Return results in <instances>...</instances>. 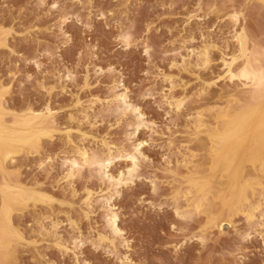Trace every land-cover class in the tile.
Returning <instances> with one entry per match:
<instances>
[{"label":"rangeland","instance_id":"obj_1","mask_svg":"<svg viewBox=\"0 0 264 264\" xmlns=\"http://www.w3.org/2000/svg\"><path fill=\"white\" fill-rule=\"evenodd\" d=\"M242 27L261 64L264 0H0V223L12 245L5 252L0 241V264H124V253L125 264H264V120L254 117L259 98L241 103L247 87L223 65L241 56L234 34ZM123 89L144 114L135 134L144 159L134 182L115 187L67 160L77 150L128 148L134 118L115 99ZM45 107L48 125L17 127ZM8 128L19 132L5 141ZM125 164L114 159L110 172ZM3 188L22 204L8 208V221ZM106 195L122 237L105 224Z\"/></svg>","mask_w":264,"mask_h":264},{"label":"bare ground","instance_id":"obj_2","mask_svg":"<svg viewBox=\"0 0 264 264\" xmlns=\"http://www.w3.org/2000/svg\"><path fill=\"white\" fill-rule=\"evenodd\" d=\"M211 4V3H210ZM236 16H237V13L235 14V15H233V17L235 18V20H233V21H235V23H236V21H238L237 20V18H238V16H237V18H236ZM5 33V32H4ZM234 38H235V40H236V42H237V46H238V51H240L241 52V56H238V58L239 57H243L242 59H244L242 62H241V60H240V62H238V63H235V64H237V65H235L234 64V62H235V60L237 59V56H235V55H232V56H230L228 59H224L223 58V65L225 66V71H226V73H227V75L230 77V79H232L233 77H235L238 81H240L239 83H241L242 85H246V90H247V92H246V90H242L243 91V93H244V91L246 92V93H244V94H246V96H244V94H241L240 93V91H239V94H241V95H239V96H242V97H244V99L242 98V97H239V98H242V101H240L241 103H246V102H251V100L252 99H254V98H259V101H258V103L256 104V106L254 107V117L256 118V119H262V120H264V66H262L261 64H263L264 62L262 61L261 62V64L259 63V61H257L259 58L258 57H255V55L253 54L254 52L253 51H251V50H248L247 51V48L248 47H246V45H247V41H246V39H247V37H246V32H245V29H244V27H242L240 30H238V31H236L235 32V34H234ZM126 39V38H125ZM191 40H193V39H191ZM249 41V40H248ZM208 45L209 44H206V45H204L200 50V56H201V61H202V64L204 65V66H206L207 65V63L209 62L208 60V56H209V50H208ZM226 45V44H225ZM210 46V45H209ZM259 49V48H258ZM146 51V50H145ZM247 51V52H246ZM252 52V53H250V52ZM191 52H192V50H191ZM196 52V51H195ZM199 53V52H198ZM192 54H193V52H192ZM190 55H191V53H190ZM188 56H189V53H188ZM187 56V57H188ZM198 59V58H197ZM261 60V59H260ZM257 63H259L260 65H257ZM201 65V64H200ZM237 66V67H234V66ZM68 74V73H67ZM65 76H67V75H65ZM69 76V75H68ZM73 76V75H72ZM71 77V76H70ZM228 77V78H229ZM64 78V77H63ZM66 78V77H65ZM229 79V80H230ZM59 81V80H58ZM118 83V82H117ZM116 83V84H117ZM119 84V83H118ZM240 84V85H241ZM119 88V87H118ZM115 89H117L116 88V86H115ZM110 90V89H109ZM113 90V89H112ZM114 91V90H113ZM236 91V90H235ZM238 91L237 92H235L236 94H238ZM241 91V92H242ZM116 94H117V96H115L116 98V101L118 102V104L117 105H119V109L120 108H122L124 111L125 110H129V112H131V116H133V118L134 119H132L133 121H134V125H130V126H133L134 127V129H132L131 130V132L130 133H132V134H130L131 136H132V139H131V142H130V144H129V146H128V148H126V149H124L125 151L123 152L122 151V154H115L114 153V155H112L111 153H106L105 155H103V154H100L99 152H96V151H92V152H89V151H87V149H84L82 152H80L79 150H77L76 152H77V155H75V156H73L72 158H68V160H67V163L69 164V166H68V164H67V166L68 167H70L71 168V171H80V170H82V169H84V168H86V167H88V169L89 168H91L92 170H94L96 173H98L100 176H102V178L104 179H106V181L108 180V182L109 181H111V183L112 184H114L115 185V187H119V186H122V185H128V184H131L132 182H134V179L137 177V170H138V167H139V161H140V159H144V153L142 152V146L144 145V143H145V141L144 140H139L138 139V137L135 135L136 133H137V131H138V129H140L141 127H142V125H144V122H145V120H144V114H143V112L140 110V106H137V105H134V103H130V99L128 98V96H127V90L126 89H123V90H121V91H118V92H116ZM234 94V93H233ZM0 98H1V95H0ZM129 99V100H128ZM179 102V101H178ZM1 104H3L2 102H1ZM179 104V103H178ZM177 104V105H178ZM238 104V103H237ZM249 104V103H248ZM116 104H115V106H117ZM234 105H236V104H234ZM114 107V106H113ZM118 107V106H117ZM116 107V109L117 110H119L118 108ZM115 108V107H114ZM210 108V107H209ZM212 108V107H211ZM121 109V110H122ZM220 109V108H219ZM218 109V110H219ZM231 109H233L234 110V108H231ZM107 110V109H106ZM116 110V111H117ZM122 110V111H123ZM207 110V109H206ZM110 111V110H109ZM113 111V110H112ZM115 111V112H116ZM29 112H32V113H36V114H30V113H27V115H26V117H24V118H21L20 119V122H18L17 124V127L18 128H22V126H27L28 128H30V129H32V128H34L35 130H37V129H39V128H41V127H44L45 125H48L49 124V121H48V116H50L51 115V109H49L48 107H45V109H41V110H39V111H33V110H29ZM111 112V111H110ZM121 112V111H120ZM53 113V112H52ZM220 113V112H219ZM3 114V110H2V107H1V105H0V115H2ZM116 114V113H115ZM53 115V114H52ZM71 115V114H70ZM226 115V114H225ZM229 115V114H228ZM3 116V115H2ZM87 116V115H86ZM14 117V116H13ZM229 117V116H228ZM231 117V116H230ZM43 118V119H42ZM51 118V117H50ZM39 119H42L39 123L38 122H36V120H39ZM50 120V119H49ZM69 120V119H68ZM216 120V119H215ZM214 120V121H215ZM53 121V120H52ZM5 122V121H4ZM203 122V121H202ZM206 122V121H205ZM252 122H253V119H252V117L251 118H249V119H247L246 120V123H248V125H251L252 124ZM51 123V122H50ZM53 123V122H52ZM131 123V122H130ZM131 123V124H132ZM208 123V122H207ZM202 124V123H201ZM213 124V123H212ZM221 124V123H220ZM196 125V124H195ZM194 125V126H195ZM225 125H227V123L225 124ZM133 127H131V128H133ZM147 127V126H146ZM200 127V126H199ZM51 128V127H50ZM207 128V127H206ZM212 128V127H211ZM12 130V128H8L6 131H7V135L4 137V139H5V141L6 140H12V135H14L16 132H19L17 129H14V131H11ZM217 130V129H216ZM221 129H219V131H220ZM195 131V130H194ZM206 131V130H205ZM245 131V130H244ZM36 132V131H35ZM196 132H198L197 130H196ZM214 132V131H213ZM218 132V131H217ZM3 133V132H2ZM127 133V132H126ZM23 135V134H22ZM128 136V135H127ZM204 136V135H203ZM205 137V136H204ZM207 137V136H206ZM131 138V137H130ZM209 138V137H208ZM213 139V138H212ZM257 140V139H256ZM255 140V141H256ZM34 141V140H33ZM214 141V140H213ZM216 141V140H215ZM11 142H13V141H11ZM31 142V141H30ZM198 142H199V140H198ZM35 143V142H34ZM40 143V142H39ZM208 143V142H207ZM211 143V142H210ZM213 143V142H212ZM212 143H211V145H212ZM254 143V142H253ZM215 144V143H214ZM219 144V143H218ZM252 144V143H251ZM33 146V145H32ZM210 146V145H209ZM29 147V146H28ZM81 147V146H80ZM38 148V147H37ZM83 148V147H82ZM217 148V147H216ZM219 148V147H218ZM250 148H251V146H250ZM23 149V148H22ZM81 149V148H80ZM209 149V148H208ZM90 150V149H89ZM108 150H110V148L108 149ZM214 150V149H213ZM215 150H218V149H215ZM2 151V150H1ZM34 151V150H33ZM248 151H249V149H248ZM106 152H108V151H106ZM113 152V151H112ZM195 152V151H194ZM210 152V151H209ZM213 152V151H212ZM2 153V152H1ZM15 153V152H14ZM75 153V152H74ZM10 156H11V154H10ZM209 156V155H208ZM124 158L126 161H127V164H125L126 166H124V169L123 170H120V171H118V172H116L115 174L114 173H111L110 172V169H109V167H110V165L112 164V162H113V160L114 159H116V158ZM203 157V156H202ZM210 157V156H209ZM262 157H264L263 155L261 156V159H263ZM9 159V158H8ZM49 159V158H48ZM202 159V158H201ZM257 159V158H256ZM4 160V159H3ZM203 160V159H202ZM62 161H64V160H62ZM185 161V160H184ZM263 161V160H262ZM261 162V161H260ZM44 163V162H43ZM188 163V162H187ZM187 163H185V164H187ZM209 163V162H208ZM262 163V162H261ZM190 164V163H189ZM188 164V165H189ZM197 164V163H196ZM201 165H203V163L201 164ZM199 166H200V164H199ZM199 166H197L198 168H199ZM204 166H206V164L204 165ZM62 167V166H61ZM186 167V166H185ZM193 167V166H192ZM195 167V166H194ZM254 167V166H253ZM70 168H69V172H70ZM188 168V167H187ZM260 168V167H259ZM189 169V168H188ZM200 169H201V167H200ZM244 169V168H243ZM208 170V169H207ZM6 171V170H5ZM67 171V172H68ZM86 171V170H85ZM206 171V170H205ZM261 171H263V170H261ZM191 172V171H190ZM199 172V171H198ZM71 173V172H70ZM196 173V172H195ZM195 173H193V174H195ZM200 173V172H199ZM204 173H206V172H204ZM203 173V174H204ZM191 174H192V172H191ZM219 174V173H218ZM220 174H222L221 172H220ZM261 174H263V173H261ZM71 175V174H70ZM73 175V174H72ZM223 175V174H222ZM249 175V174H248ZM66 176H68V175H66ZM74 176V175H73ZM91 177V176H90ZM214 177H215V175H214ZM218 177V176H217ZM216 177V178H217ZM240 177V176H239ZM245 177V176H244ZM246 177H247V175H246ZM252 177V176H251ZM194 178V177H193ZM196 178V177H195ZM211 178H213V177H211ZM68 179V178H67ZM185 179V178H184ZM214 179V178H213ZM220 179H221V177H220ZM219 179V180H220ZM245 179V178H244ZM243 179V180H244ZM248 179V178H247ZM249 179L251 180V178L249 177ZM248 179V180H249ZM254 178L252 177V180H253ZM208 180H209V178H208ZM210 180H212V179H210ZM223 180V179H222ZM231 180V179H230ZM238 180V179H237ZM246 180V179H245ZM260 180V179H259ZM183 181V180H182ZM190 181V180H189ZM201 181V180H200ZM217 181H218V179H217ZM232 181V180H231ZM255 181V180H254ZM15 182H17V181H15ZM15 182H14V184H15ZM230 182V181H229ZM4 183V182H3ZM188 183V182H187ZM211 183V182H210ZM257 183V182H256ZM226 184H228V183H226ZM250 184V183H249ZM260 184H262L261 182H260ZM192 185V184H191ZM204 185V184H203ZM216 185V184H215ZM222 185H223V181H222ZM221 185V186H222ZM241 185V184H240ZM263 185V184H262ZM193 186H195V185H193ZM208 186V185H207ZM213 186V183L211 184V187ZM217 186H218V184H217ZM229 186V185H228ZM249 186H251V185H249ZM253 186V185H252ZM181 187V186H180ZM182 187H184V186H182ZM186 187V186H185ZM196 187V186H195ZM209 187H210V185H209ZM224 187V186H223ZM222 187V188H223ZM244 187V186H243ZM263 187V186H262ZM112 188V187H111ZM187 188V187H186ZM216 188H218V187H216ZM250 188V187H249ZM195 189V188H194ZM193 189V190H194ZM209 190H210V188H208ZM226 189V188H225ZM247 189V188H246ZM255 189V188H254ZM253 189V190H254ZM2 190V189H1ZM7 189H4L3 188V194L1 195L2 196V198H1V200H2V204H3V213H4V216H6V219H7V221L8 220H10V214L8 215V208H10L11 206H13V207H17V208H19V207H22V204H20V203H18V199H20V198H18L17 197V192L15 193V192H9V191H6ZM202 190H204V189H202ZM207 190V189H206ZM216 190V189H215ZM222 190V189H221ZM224 190V189H223ZM248 190V189H247ZM252 190V189H251ZM252 190V191H253ZM187 192H189L188 190H186ZM212 191V190H211ZM245 191V190H244ZM263 191V190H262ZM2 192V191H1ZM179 192H180V189H179ZM193 192V191H192ZM206 192V191H205ZM213 193H214V191H212ZM183 193V192H182ZM204 193V192H203ZM208 193H210L209 191H208ZM251 193V192H250ZM255 193V192H254ZM177 194H178V192H177ZM176 194V195H177ZM188 194V193H187ZM189 194H190V192H189ZM196 194V193H195ZM253 194V193H252ZM262 194V193H261ZM23 195V194H22ZM197 195H199V193L197 194ZM207 195V194H206ZM228 195H229V193H228ZM244 195V194H243ZM247 195V194H246ZM21 196V195H20ZM29 196H30V194H29ZM89 196H91V195H89ZM107 196V195H106ZM179 196V195H178ZM188 196V195H187ZM192 196H195V195H192ZM202 196V195H201ZM205 196V195H204ZM260 196V195H259ZM111 197L112 196H107V197H104L103 198V204H106L107 205V209H106V212H105V215L103 216L104 218H105V224H106V226L108 227V230L111 232V234L113 235V236H118V237H122V228L120 227V225H119V216H118V213L114 210V206H113V204H112V202H111ZM200 197V196H199ZM213 197V196H212ZM249 197V196H248ZM18 198V199H17ZM33 197H31V198H29V199H32ZM191 198V197H190ZM226 197H224V199H225ZM241 198H242V194H241ZM240 198V199H241ZM28 198H27V200H29ZM40 199V198H39ZM184 199V198H183ZM186 199V198H185ZM193 199V198H192ZM197 200H195L194 201V203L193 204H195V208H199L202 204H201V199H202V197L199 199V198H196ZM248 199V198H247ZM252 199V198H251ZM46 200V199H45ZM87 200V199H86ZM98 200V199H97ZM172 200V199H171ZM176 200V199H175ZM207 200V199H206ZM243 200H244V197H243ZM246 200V199H245ZM250 199H248V201H249ZM21 201V200H20ZM23 201V200H22ZM26 201V200H25ZM96 201V200H95ZM94 201V202H95ZM100 201V200H99ZM222 201V200H221ZM221 201H220V204H221ZM101 202V201H100ZM185 202H188V201H185ZM203 202V201H202ZM219 202V201H218ZM240 202V201H239ZM87 203H88V201H87ZM87 203H86V205H87ZM89 203H91V202H89ZM88 203V204H89ZM174 203H175V201H174ZM189 204H190V201L188 202ZM246 203V202H245ZM33 204H35V203H33ZM178 204H179V202H178ZM211 204V203H210ZM219 204V203H218ZM219 204V205H220ZM238 204V203H237ZM253 204H256V203H253ZM25 205V204H24ZM218 205V206H219ZM247 205H249V204H247ZM251 206H252V203L250 204ZM87 206H89V205H87ZM173 206H174V204H173ZM185 206H186V204H185ZM188 206V205H187ZM191 206V205H190ZM212 206V205H211ZM245 206H246V204H245ZM258 206H259V204H258ZM24 207V206H23ZM202 207V206H201ZM200 207V208H201ZM233 207V206H232ZM238 207V206H237ZM247 207V206H246ZM106 208V207H105ZM187 208V207H186ZM194 208V207H193ZM199 208V209H200ZM220 208V207H219ZM235 208L236 207H234V209L233 210H235ZM243 208V207H242ZM250 208V207H249ZM254 208V207H253ZM255 208H256V206H255ZM2 209V208H1ZM0 209V210H1ZM14 209V208H13ZM12 209V210H13ZM202 209V208H201ZM207 209H209L210 210V208H207ZM10 210V209H9ZM15 210H16V208H15ZM20 210V209H19ZM22 210V209H21ZM176 210V214H178L179 216H181V217H184L185 216V214H184V210L182 211L183 213H179L178 212V210H177V208L175 209ZM198 210V209H197ZM204 210V209H203ZM206 210V209H205ZM212 210V209H211ZM246 210V209H245ZM249 210H251V209H249ZM248 209H247V211H249ZM208 211V210H207ZM206 211V212H207ZM254 211V210H253ZM1 212V211H0ZM225 212V211H224ZM223 212V213H224ZM230 212H231V210H230ZM249 212H251V211H249ZM203 213V212H202ZM209 213H210V211H209ZM215 213H216V211H215ZM232 213V212H231ZM230 213V214H231ZM252 213V212H251ZM204 214H205V212H204ZM212 214H214V213H212ZM229 214V213H228ZM230 214H229V216H230ZM190 215V214H189ZM209 215V214H208ZM246 215H248V212H247V214ZM102 216V215H101ZM210 216V215H209ZM221 216H224V215H221ZM251 216V215H250ZM250 216H249V218H250ZM231 217V216H230ZM252 217V216H251ZM178 218V217H177ZM186 218H188L187 216H186ZM213 218V217H212ZM220 219V218H219ZM183 220V219H182ZM185 220V219H184ZM213 220H214V218H213ZM189 221V220H188ZM216 221H218V219L216 220ZM264 221V220H263ZM12 222V221H11ZM179 222H180V220H179ZM222 222L223 221H221V219H220V221H218V222H216L217 223V227H219L220 228V226L222 225ZM2 223V222H1ZM0 223V241H2V242H4V249H3V251H5V252H8V250H9V248L12 246L11 245V239H10V236H9V232L8 231H6L7 229H5V228H3V226H2V224ZM181 223V222H180ZM209 223V222H208ZM104 224V225H105ZM214 224V223H213ZM11 225V224H10ZM103 225V226H104ZM13 226L14 225H12V229H14L13 228ZM52 226V225H51ZM106 226H104V227H106ZM190 226V225H189ZM214 226V225H213ZM49 227V226H48ZM188 227V226H187ZM207 227V226H206ZM211 227V226H210ZM101 228V227H100ZM178 228V227H177ZM186 228V227H185ZM202 228V227H201ZM10 229V228H9ZM46 229V228H45ZM10 231H13V230H10ZM18 231V230H17ZM51 231V230H50ZM19 232V231H18ZM48 232V230L46 231V233ZM58 232V231H57ZM205 232V231H204ZM49 233V232H48ZM51 234V233H50ZM12 235V234H11ZM52 235V234H51ZM50 235V236H51ZM57 235V234H56ZM13 236V235H12ZM16 236V235H15ZM107 236V235H106ZM248 236V235H247ZM17 237V236H16ZM117 237V238H118ZM99 239V238H98ZM115 239V238H114ZM199 239V238H198ZM204 239V238H203ZM13 240V239H12ZM16 240V239H15ZM61 240V239H60ZM72 240V239H71ZM58 241V240H57ZM122 241L123 242H121V243H124L123 244V246L125 247V248H128L129 247V245H128V241L125 239H122ZM199 241V240H198ZM54 242H55V240H54ZM61 242V241H60ZM71 242V241H70ZM76 242V241H75ZM118 242H119V240H118ZM58 243V242H57ZM79 243V242H78ZM61 244H63V243H61ZM75 244V243H74ZM92 244V243H91ZM93 244H95V243H93ZM118 244V243H117ZM56 245V244H55ZM78 245V244H77ZM76 245V246H77ZM80 245V244H79ZM78 245V246H79ZM122 245V244H121ZM173 245V244H172ZM15 247H16V245H14ZM13 246V247H14ZM93 246V245H92ZM79 247H81V246H79ZM99 247V246H98ZM116 247V246H115ZM106 249H107V247H106ZM109 250V249H108ZM2 251V250H1ZM13 251V250H12ZM107 251V250H106ZM122 252V251H121ZM127 252V251H126ZM161 252V251H160ZM9 253H10V251H9ZM14 253V252H13ZM107 253V252H106ZM5 254V253H4ZM3 255V254H2ZM2 255H0V262H1V260L2 259H4V257L2 256ZM111 255V254H110ZM151 255V254H150ZM12 257H14V256H12ZM15 257H17V256H15ZM14 257V259H16ZM167 258V257H166ZM9 260V259H8ZM165 260V259H164ZM119 261H121V262H123L124 264L125 263H131L132 262V259L129 257V255H127V253H124L123 254V256L120 258V260ZM166 261V260H165ZM82 262H83V260H82ZM152 262V261H151ZM84 263V262H83ZM86 264H87V261L85 262ZM84 263V264H85ZM150 264V263H149ZM169 264V263H168ZM173 264H175L174 262H173Z\"/></svg>","mask_w":264,"mask_h":264}]
</instances>
